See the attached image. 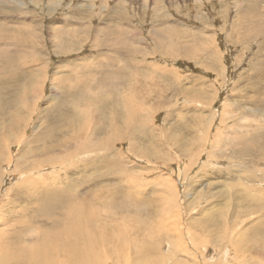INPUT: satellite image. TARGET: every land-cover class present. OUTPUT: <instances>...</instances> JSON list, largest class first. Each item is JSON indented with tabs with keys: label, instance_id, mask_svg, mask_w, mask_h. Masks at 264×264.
Segmentation results:
<instances>
[{
	"label": "rangeland",
	"instance_id": "374dc122",
	"mask_svg": "<svg viewBox=\"0 0 264 264\" xmlns=\"http://www.w3.org/2000/svg\"><path fill=\"white\" fill-rule=\"evenodd\" d=\"M16 1L0 0V255L15 251L17 231L38 243L26 240L37 234L31 221L47 229V264L264 261V199L241 200L224 179L247 176L262 189L255 180L264 178V0ZM88 121L95 130L87 144L78 133ZM146 125L158 139L138 135ZM108 135L123 154L102 148ZM68 139L81 140L82 152L97 150L84 162L76 151L54 150ZM123 159L131 164L120 167ZM43 173L60 178L58 186L31 190ZM68 183L78 191L59 190ZM90 193L99 198L86 206L95 208L86 218L93 244L75 246L69 258L67 235L49 227ZM215 211L222 214L214 219ZM41 214L47 220L33 221ZM128 217L140 221L139 237L128 234ZM164 236L173 238L169 249ZM141 245L152 248L137 256L131 247ZM21 253L5 264L17 256V264H38Z\"/></svg>",
	"mask_w": 264,
	"mask_h": 264
},
{
	"label": "bare ground",
	"instance_id": "6f19581e",
	"mask_svg": "<svg viewBox=\"0 0 264 264\" xmlns=\"http://www.w3.org/2000/svg\"><path fill=\"white\" fill-rule=\"evenodd\" d=\"M16 1V0H15ZM16 2H18V3H20L21 4V2L20 1H16ZM171 46V45H170ZM134 51H138V49H136V50H134ZM133 51V52H134ZM135 52V53H136ZM116 54V53H115ZM117 55V54H116ZM117 58H118V56H117ZM120 59H121V57H119ZM119 62H121V61H119ZM122 63V62H121ZM77 66V65H76ZM124 66L125 65H123V67H118V68H116V70H115V72H124L125 71V68H124ZM151 71V70H150ZM130 72V71H129ZM84 73V72H83ZM115 74V73H114ZM151 75H153V74H151ZM131 77H133V75L131 76ZM111 80V79H110ZM144 84V83H143ZM131 86V85H130ZM183 88V87H182ZM191 88V87H190ZM234 88V87H233ZM235 89V88H234ZM252 92H254V91H252ZM205 97V96H204ZM248 97V96H247ZM252 99H254L253 98V96L251 97ZM132 99H133V96H132V98H130V101H131V103L133 102L132 101ZM129 100V99H128ZM135 101V100H134ZM194 101V100H193ZM192 101V102H193ZM138 102V101H137ZM129 103V102H128ZM130 103V104H131ZM134 103V102H133ZM136 103V102H135ZM135 103H134V105H135ZM212 103V106L214 105V103L213 102H211ZM127 104V103H126ZM137 104V103H136ZM138 104H140V103H138ZM176 104V103H175ZM184 104V103H183ZM133 104H131L130 106H132ZM189 105V104H188ZM194 105V104H193ZM211 105V104H210ZM209 105V106H210ZM200 106V105H199ZM208 106V107H209ZM181 107V106H180ZM201 107V106H200ZM211 108V107H210ZM129 109V108H128ZM141 110V113L142 112H144L143 110H146V109H143L142 110V107L140 108ZM88 110V109H87ZM86 110V111H87ZM86 111H84L83 109H81L80 110V112H79V114H82V117L83 118H85V119H88V115H87V112ZM140 111H139V113H140ZM222 111V110H221ZM225 111V110H224ZM189 113V112H188ZM89 114H90V112H89ZM133 114V113H132ZM214 114V113H213ZM181 115H182V113H181ZM197 116V115H196ZM180 117H183V116H180ZM82 118V119H83ZM138 118H139V115H138ZM81 119V120H82ZM129 120V119H128ZM87 121V120H86ZM92 121V120H91ZM139 121V120H138ZM190 121V120H189ZM83 122H84V120H83ZM89 122V121H88ZM145 122V121H144ZM198 122V121H197ZM202 122V121H201ZM185 123V122H184ZM130 124V123H129ZM59 125V124H58ZM81 129H82V132L81 131H79V133H78V135L81 133V134H86L85 136H86V139H87V144L90 142L89 140H90V137H91V135H92V132H94V130L95 129H93V127H94V125H91L90 124V122H89V125L87 126V124L85 123V124H81ZM129 126V125H128ZM165 127V126H164ZM195 127V126H194ZM90 128V130H88ZM141 128V127H140ZM242 128V127H241ZM156 127L155 126H153V125H151V126H148V125H146L145 126V128H144V130H142L141 132L138 130V131H136V132H138V135L139 136H142V137H149V136H155V137H157V139H158V137H159V135H158V132L156 133ZM159 130V129H158ZM84 132V133H83ZM77 133V132H76ZM73 134H74V132H73ZM109 136L110 135H108L107 137H105L104 138V140L102 141V148L105 150V151H109V150H113V151H117L118 153H120V154H123V152L121 151V149H114V147H109V143H110V141H109ZM163 137V136H162ZM74 138V137H73ZM73 138H71V139H73ZM134 138V137H133ZM151 138V137H150ZM71 139H68V140H66V142H64L62 145H60V146H58V147H56V148H54V150L55 149H57L58 151H67V150H70V152L68 153V154H72V153H75V151H76V153H75V157H80L79 159L80 160H83V162H84V160L86 159H88V157H87V155H83V154H91V152H92V150H94V151H96L97 149H95V148H93V149H89V148H86L87 150L84 152V150H83V152H82V149L85 147L82 143L80 144V142H81V140L80 141H78V140H76L78 143H76V144H73V146H71L72 145V141H69V140H71ZM78 139V138H77ZM152 142H150L151 143V145L152 144H155V146H156V142H157V140H156V142L155 141H153L152 140V138L150 139ZM67 141H69V142H67ZM168 141V140H167ZM133 142H134V146L133 147H135L136 145H137V143H136V139L134 138L133 139ZM155 142V143H154ZM43 143V142H42ZM27 144V143H26ZM92 145H93V143H92ZM98 146H101L100 145V143H99V145ZM154 146V145H153ZM132 147V148H133ZM139 147V146H138ZM160 147V146H159ZM137 148V147H136ZM140 148V147H139ZM154 148V147H153ZM74 149H76V150H74ZM130 150V149H129ZM155 150V149H154ZM45 151H49L48 149L46 150L45 149ZM52 151H53V149H52ZM81 153H80V152ZM173 151V150H172ZM131 152V151H130ZM114 153V152H113ZM67 154V153H66ZM93 154V153H92ZM46 155V154H45ZM54 154H52V156H53ZM56 155V154H55ZM27 156V155H26ZM24 157V158H28V157ZM169 156V155H168ZM56 157V156H55ZM69 158H71V157H69ZM155 158V157H154ZM160 158V157H159ZM22 159V158H21ZM21 159H17V162H16V160H14V164L16 165V164H20V161H21ZM130 159V158H129ZM135 159V158H134ZM23 160V159H22ZM122 160V159H121ZM139 160V159H138ZM69 161H72V160H68V162ZM105 160H102L100 163L102 164L103 162H104ZM130 161L131 160H129V161H126V160H124L123 159V161L121 162V163H119L118 165L120 166L122 163H124V165L126 166V167H128L127 166V164H131L130 163ZM133 161V160H132ZM43 163H45L46 164V162H47V160H45V161H42ZM98 162V163H99ZM134 163H137L135 160L133 161ZM40 163H41V161H38V165H40ZM81 164V163H80ZM83 164V166H84V164L85 163H82ZM88 165L90 164V162H88L87 163ZM100 164V165H101ZM114 164V165H113ZM113 164H109V165H113V166H115L116 164H115V162H113ZM138 164V163H137ZM67 165L68 166H72V164L71 163H67ZM46 166H47V164H46ZM123 166V165H122ZM125 166H124V170H126L125 169ZM84 167H87V166H84ZM121 167V166H120ZM141 167V166H140ZM39 168V167H38ZM99 168V167H98ZM113 168V167H112ZM117 168L118 167H116V170H117ZM132 169V168H131ZM142 169V168H141ZM120 171V170H119ZM33 172V171H32ZM81 174V173H80ZM243 175H245V174H243ZM249 175V174H248ZM81 176V175H80ZM104 176V175H103ZM251 176H252V174H251ZM254 176V175H253ZM77 177V176H76ZM122 178V180L123 181H128V180H130V178H128L127 180H126V178L124 177V176H121ZM49 178V177H48ZM50 179V180H49ZM49 179H47V174L46 173H43V175L42 176H39V181L38 182H35V183H33V184H31V186H30V188H31V190L34 188H36V189H40L41 191H43L44 189H47L48 187L50 188V187H55V186H58L57 184H59L58 183V180L60 179V178H58L57 176H53V177H50ZM224 179L225 180H229V181H231V183H228V185L230 184V188L231 187H233L236 191H238L239 192V194H240V198H241V200H243V199H245V200H250V201H255L256 199H264V181H263V179L264 178H262V180L261 179H256L255 181L258 183V185L260 186V188H262L261 190L260 189H258V190H256V189H253V186L254 185H251V184H248V179H250V177H247V176H245L244 178L243 177H241V176H239V177H232V178H225L224 177ZM28 179H26L25 180V183L26 184H28ZM227 182V181H226ZM141 185V184H140ZM227 185V186H228ZM248 185H251V187H248ZM48 186V187H47ZM131 187H132V189H136L137 191V193H143L142 191H143V189H139L140 188V186H139V184H136V181H134V184H132V185H130ZM130 186H128V190L127 191H130V192H134L135 193V191H133L131 188H130ZM143 186V185H142ZM244 186V191H246V193H244V191H243V187ZM76 186H72L70 183H68V184H65V185H63V184H61V186H60V188L61 189H59V190H65V192L66 191H68L69 193L72 191V190H76V188H75ZM257 187V186H256ZM36 189H35V191H36ZM115 189V188H114ZM247 189H249V190H251V192H254V193H251L249 190H247ZM109 190V189H108ZM153 190H155V189H153ZM256 190V191H255ZM27 192H29L30 193V189L28 188L27 190H26ZM34 191V192H35ZM39 191V190H38ZM76 191H78V190H76ZM102 191V190H101ZM103 191H105V190H103ZM102 191V192H103ZM107 191V190H106ZM33 192V191H32ZM116 192H117V190H116ZM38 193V192H37ZM72 193V192H71ZM74 196H73V194H72V196L73 197H75V195H76V193L77 192H75L74 191ZM95 193V192H94ZM98 193V192H97ZM122 193V192H121ZM120 193V194H121ZM124 193V192H123ZM157 193V192H156ZM32 194V193H31ZM67 194V193H66ZM129 193L127 192V193H125L124 194V197H128L129 195H128ZM133 194V193H132ZM136 194V193H135ZM135 194H133V196H129L131 199H132V201H134V202H136V198H134V195ZM61 195H62V193H61ZM97 195V194H96ZM89 198H87V197H84L85 198V200L82 202V203H80L79 204V202H77V198L75 199V198H72V200H76V204L75 205H79V206H73V207H71V208H69L67 211H64V212H60V213H58L59 215H58V217L57 218H55V219H53V220H55L54 221V223H55V225H52L51 224V226H53V227H49L52 231H48V232H50L49 234H51V232H53V233H55V234H58V233H60V232H65V234L67 235V236H65L64 238V241H63V243H62V250L63 251H65L66 253H68L69 255V258L71 257V255H72V253H73V251H74V248H75V246H78V245H81V247L83 246V247H86V246H89V245H91V244H93V240L90 238V237H94V236H89L88 234H87V230H90V227H89V221H90V219H87L86 220V218H88V217H93V215L95 214V210L93 211V209H95V208H93L92 206H90V208L88 209V208H86V206H89L87 203L88 202H90L91 200H93L94 201V199H95V196H93L91 193L89 194ZM107 196V195H106ZM198 196V195H197ZM201 196V195H200ZM59 197V196H58ZM65 197H67L66 195H65ZM77 197V196H76ZM128 197V200L130 201V198ZM137 197V196H136ZM255 197H257V198H255ZM23 198V197H22ZM50 198V197H49ZM48 198V199H49ZM51 199V198H50ZM97 199H99L98 197L95 199V200H97ZM203 198H201V197H199V199H198V201H197V203L198 202H200V200H202ZM23 200V199H22ZM61 200V199H60ZM59 200V201H60ZM115 200V199H114ZM158 200V199H157ZM47 202H48V200H46ZM57 201V200H56ZM55 201V202H56ZM115 201H117V200H115ZM122 201V200H121ZM143 201V200H142ZM8 202V201H7ZM42 202H44V201H42ZM41 202V203H42ZM52 202V201H51ZM139 202V201H138ZM93 203H95V202H93ZM98 203V202H97ZM160 203H162V202H160ZM49 204V203H48ZM81 204H83V206L81 207L80 205ZM87 204V205H86ZM90 204V203H89ZM118 204V203H117ZM159 204V203H158ZM39 205V204H38ZM43 205H44V203H43ZM43 205H42V207H43ZM93 205V204H92ZM135 205V204H134ZM51 205L49 204V206L47 205L46 207H50ZM68 206V205H67ZM52 207H54V209L56 208V203H55V206H52ZM137 207V206H136ZM49 209V208H48ZM57 210V209H56ZM86 210H88V211H86ZM135 211V210H134ZM219 211V210H218ZM126 212V211H125ZM132 212V211H131ZM216 212L217 211H215V212H208V213H210L211 214V216H212V213H213V218L215 219V218H217V217H220L221 216V214H222V212H221V214H216ZM52 213H54V212H52ZM51 214V213H50ZM107 214V213H106ZM129 215V214H128ZM236 216H239V214L238 213H236L235 214ZM28 216V215H27ZM51 216V215H50ZM60 216H62V217H60ZM82 217H84L83 218V220H82ZM131 217V216H130ZM19 218H21L20 216H19ZM33 218V217H32ZM45 219V220H47V218H46V215L44 216V215H42L41 214V217L40 216H36L35 218H34V220L33 221H36V222H38V223H40V220L39 219ZM129 218V217H128ZM27 219V218H26ZM64 219H68V220H70L71 221V225H69V221L67 220L66 221V223H65V225H62L61 224V222L64 220ZM94 219V218H93ZM136 218H134V217H132V218H129V224H130V226L128 227L129 228V230H128V234L129 233H131V231L130 230H133L132 232H134V236L135 237H139L138 235H137V232H138V228H140V224H139V222L140 221H136L135 220ZM23 220V219H22ZM102 221V220H101ZM213 221H215V220H213ZM24 222L25 223H27L28 224V220L26 221V220H24ZM30 222V225H31V228H33L34 230H36V235H34V236H32L31 235V233H30V237H28L27 235H26V237H28L26 240L27 241H33V240H37V238H34V237H38V243H37V245H36V243L35 244H31V243H24L22 240H24L25 239V237H23L24 235H22L21 233L22 232H19V231H17V233L16 234H14L13 235V238L15 239L14 241H13V243L15 244V251H19L20 253L21 252H23V251H25V252H27L29 255H27V256H31L32 255V257H29V258H31V261H32V263H38V264H47V238H46V235L45 234H47V229H45L44 227H41L40 226V224L39 225H34L31 221H29ZM83 222H85V224L83 223ZM239 222V221H238ZM21 223H23V221H21L20 222V225H21ZM32 224L34 225V226H32ZM101 224V223H100ZM128 224V225H129ZM24 226V225H23ZM29 226V225H28ZM139 226V227H138ZM221 225L219 224V227H217L219 230H221V228L222 227H220ZM22 227V226H21ZM160 227V226H159ZM32 229V230H33ZM50 229H48V230H50ZM154 229V228H153ZM14 230V229H13ZM16 230V229H15ZM213 230V229H212ZM110 231V230H109ZM158 231V230H157ZM8 232V231H7ZM28 232V231H27ZM64 232H63V234H64ZM156 232V231H155ZM244 232V231H243ZM29 233V232H28ZM27 233V234H28ZM93 235H95V233L93 234ZM51 236V235H50ZM53 236V235H52ZM18 237L20 238H22L21 239V241H18ZM146 237V236H145ZM222 237V236H221ZM50 238V237H49ZM55 238V237H54ZM58 239H59V237H57ZM168 238V242H166V244H167V246H168V249H169V246L171 245V241L169 240V238H170V236H168V237H165L164 236V239L166 240ZM172 238V237H171ZM170 238V239H171ZM45 239H47L46 241H45ZM52 239V238H51ZM57 239V240H58ZM61 239V238H60ZM59 239V240H60ZM133 239H137V238H133ZM173 239V238H172ZM232 241V240H231ZM230 241V242H231ZM12 242V241H11ZM10 242V243H11ZM165 242V241H164ZM229 242V243H230ZM51 243H52V241H51ZM105 243V242H104ZM6 244V243H5ZM12 244V243H11ZM57 244V243H56ZM165 244V243H164ZM236 244V243H235ZM112 245H114V247L116 248V247H118L119 246V243H117V242H113L112 244H108V246L110 247L111 246V250L112 251H115L114 250V247L112 246ZM163 245V244H162ZM9 246V245H8ZM105 246H106V244H105ZM164 246V245H163ZM6 247V246H5ZM153 247H154V245H153ZM8 249H11V247H7ZM41 248L43 249V251L44 252H41ZM55 248V247H54ZM152 248V247H151ZM150 247H147V246H145V245H141V246H139V251H137L136 249H135V247L133 246V247H131V250L133 251V253L134 254H141V253H144V252H146V251H150V249H151ZM223 248V247H222ZM4 249V248H3ZM6 250L4 253H3V255L0 257V258H2V260H4V262H2V264H5L6 262H7V260L9 259L8 257L11 255L12 256V254L15 252H13V251H11V250ZM171 249V248H170ZM49 250V249H48ZM3 250H1V252H2ZM80 251V250H79ZM221 251V250H220ZM84 251H82V253H83ZM226 252V251H225ZM264 252V251H263ZM54 253V252H53ZM172 253V252H171ZM4 254H6V255H4ZM21 254H23V253H21ZM37 254H41V255H37ZM65 254V253H64ZM150 254V253H149ZM230 254H231V252H230ZM252 254V253H251ZM20 255V254H19ZM142 255V254H141ZM140 255V256H141ZM144 255V254H143ZM188 255V254H187ZM222 255V254H221ZM250 255V254H249ZM54 256V255H53ZM138 256V255H137ZM137 256L135 257L136 258V260L134 259V262H136V261H138V260H140L141 259V263H143L144 262V259H142V258H139V259H137ZM232 256V255H231ZM26 257V256H25ZM190 257V256H189ZM213 257V256H212ZM228 257V256H227ZM20 258V257H19ZM13 259V258H12ZM12 259H10V261L12 260ZM147 259V258H146ZM212 259V258H211ZM210 259V260H211ZM218 259V258H217ZM264 260V256L263 257H259V260ZM25 260V259H24ZM177 260V259H176ZM175 260V261H176ZM209 260V259H208ZM242 260H244V259H242ZM258 260V261H259ZM14 262H12L13 264L14 263H18L19 261H21L20 259H18V256L17 257H15L14 258V260H13ZM26 261V260H25ZM70 261V260H69ZM147 261V260H146ZM180 261H184L183 259H180ZM179 261V262H180ZM206 261H207V259H206ZM215 261V260H214ZM224 261V260H223ZM256 262H257V260H255ZM28 262V261H27ZM176 262H178V261H176ZM178 262V263H179ZM187 262V261H186ZM218 263V262H217ZM259 263L261 264V263H264V261H259ZM8 264H11V263H8ZM65 264V263H64ZM69 264H75V263H72V262H69ZM77 264H81V263H77ZM90 264V263H89ZM158 264V263H157ZM171 264V263H170ZM176 264V263H175ZM225 264H227V262L225 263Z\"/></svg>",
	"mask_w": 264,
	"mask_h": 264
}]
</instances>
